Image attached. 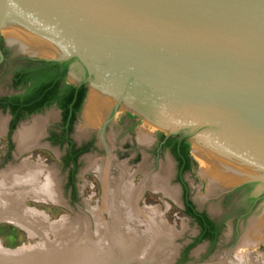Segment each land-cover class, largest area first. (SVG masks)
Segmentation results:
<instances>
[{
  "label": "water",
  "instance_id": "1",
  "mask_svg": "<svg viewBox=\"0 0 264 264\" xmlns=\"http://www.w3.org/2000/svg\"><path fill=\"white\" fill-rule=\"evenodd\" d=\"M3 28L18 54L81 64L79 118L105 82L119 94L102 130L127 97L171 126L158 127L166 137H185L189 154L204 160L205 149L264 183V0H0V40Z\"/></svg>",
  "mask_w": 264,
  "mask_h": 264
},
{
  "label": "bare ground",
  "instance_id": "2",
  "mask_svg": "<svg viewBox=\"0 0 264 264\" xmlns=\"http://www.w3.org/2000/svg\"><path fill=\"white\" fill-rule=\"evenodd\" d=\"M118 94L117 90L105 82H102V89L91 88L89 90L77 124L78 136L90 130H97L100 141L108 147L105 139L110 137L104 135L105 129L102 130V127ZM124 103L127 107H131L133 101L127 98ZM3 123L0 120V133L4 131ZM47 123L48 118H36L29 125L21 126L13 139L17 150L22 152L38 146ZM153 127L170 129L171 126L155 117ZM150 132L148 121L138 127L136 140L139 145L145 147L152 142ZM196 145L194 143L192 148L197 154ZM202 152L206 159L200 161L199 176L207 180V194L210 195L221 187L246 179L241 173L205 149ZM89 160L88 158L87 161ZM110 160V156L100 161L90 160L91 169L101 179L104 191L101 205L90 209L96 219L94 236L91 235L90 223L88 224L87 221L69 223L62 217L60 222L45 225L38 218L43 216L40 211L22 206L26 197L49 203L61 202L57 188L58 182L53 172L42 163L25 161L19 166H10L4 172L2 171L3 173H0V220L21 227L30 236L36 234L43 236V233L50 232L55 240L53 243H48L44 239L45 242L42 245L33 247L21 245L14 249L0 244V258L17 255L19 259L12 263L2 261L0 264H127L135 256L139 246L151 247L152 254L169 246L173 233L163 222L159 208L137 207L138 199L146 188L154 193L161 192L169 198H176V188L169 185V163L156 173H152L143 164L140 171L144 177L138 185H135L132 175L127 174L126 170L124 171L120 166L118 167V178L111 176L109 173ZM104 212L109 216L107 221L103 218ZM136 223L144 228L141 230L142 235L133 227ZM258 244H264V210L248 222L239 243L234 248L235 252L232 257L239 264L245 256L246 248ZM138 261L136 259V262Z\"/></svg>",
  "mask_w": 264,
  "mask_h": 264
},
{
  "label": "rangeland",
  "instance_id": "3",
  "mask_svg": "<svg viewBox=\"0 0 264 264\" xmlns=\"http://www.w3.org/2000/svg\"><path fill=\"white\" fill-rule=\"evenodd\" d=\"M3 30L4 28L1 30V39L4 44L9 45L7 36ZM8 71L9 63L0 68V95L9 94L11 92L7 86ZM73 73L74 72H69L67 81L77 83L78 78L75 73ZM115 104L116 102L114 105ZM135 112H138V114H135ZM141 113H145L144 109L135 102L132 103L131 107H127L124 101H121L117 111L111 116V120L104 130V135L110 137L109 139H105V143L108 147H105L100 141L97 130H90L82 134V136H78L76 131L78 122H76L71 134L72 139L76 143H81L88 138H94L95 146L93 150L79 158L77 167L73 170L71 181V168L67 166L64 167L62 164L64 149L53 146L46 141L49 132L58 133L59 130L60 113L56 107H50L38 114L26 117L18 122L15 129L10 133L8 132L9 116L7 113L0 112V120L4 122V131L0 133V173L2 171L4 172L6 168L10 166H19L25 161L42 163V165L53 172L56 182H58L57 188L61 202L49 203L26 197L22 202V206L40 211L43 216L38 218L42 220L45 225H50L56 221L60 222L62 217L69 223L87 221L88 224L90 223L89 230L91 235L94 236L96 219L91 214L90 209L101 205L104 191L101 179L98 174L91 169V159L100 161L110 156L111 165L109 166V173L111 176H115L114 178L116 179L118 178V167L120 166L124 171L126 170L125 172L127 174L129 173L132 175V181L135 185H138L144 177L143 173L140 171L143 164L147 166L152 173H156L169 163V185L176 188V198L172 199L161 192L154 193L152 190L146 188L138 199L137 207H158L160 213H162L161 218L163 222L166 226H169L173 233L172 242L169 246L162 248L164 250L156 252L155 254L157 255L151 253V247L148 248L146 245L139 246L135 256L132 258L133 261L130 260L127 264H238L232 256H234V248L240 241L245 225L239 229V233L233 240L232 231L228 223L224 226L221 235L214 245L202 242L189 251L186 260H180L185 247L196 235L197 228L181 210L182 206L179 198L180 186L176 181V164L174 159L166 151L156 155L157 134L162 133L165 135L166 131L158 127H153L154 123L152 125L148 121L152 142L148 146L143 147L139 145L136 140L138 127L147 122ZM36 118H48V123L44 129V135L38 146L19 152L13 140L14 135L21 126L29 125L32 120ZM77 119L79 121V116ZM8 143L11 146L10 151H8ZM190 157L193 159L194 165L189 172L184 174V180L190 188L191 198L199 209L207 210L210 215L218 217L222 213L219 203L213 198L208 200H205V198L212 195L216 196L218 191L224 189V187L229 188L237 186L238 184H243L247 179L221 187L209 195L207 194V180L199 176V165L200 161L203 159L197 157L194 153H190ZM88 158L90 159L89 161H87ZM254 213H252V215ZM103 218L105 221L108 220L109 216L106 212L103 213ZM6 222H0V244L6 248L14 249L21 245L33 247L42 245L45 242L44 239L48 243H53L55 240L54 235L50 232L43 233V236H38L37 234L30 236L28 232L21 227ZM136 224L133 225V227L136 231L141 232L142 235L143 231L141 230H144V228ZM244 255L243 258L245 259L242 258L239 264H264V244L246 248ZM152 256L155 259H151L153 258ZM136 259L137 261L140 260L136 262Z\"/></svg>",
  "mask_w": 264,
  "mask_h": 264
},
{
  "label": "trees",
  "instance_id": "4",
  "mask_svg": "<svg viewBox=\"0 0 264 264\" xmlns=\"http://www.w3.org/2000/svg\"><path fill=\"white\" fill-rule=\"evenodd\" d=\"M72 59L68 61H46L38 60L39 65L27 71L23 76L14 80L15 86L18 81L24 86V92L21 94L4 97L0 100V106L8 109L12 119L9 123V133L12 132L19 120L27 116L41 112L44 108L55 105L61 111V121L64 125L65 136L71 132L72 125L77 115L81 111L82 104L86 95L85 83L72 85L66 83L65 76L68 66ZM157 138L164 140L162 148H167L176 161L177 180L182 184L184 190L185 214L193 219L200 228V233L193 241L187 245L181 255V261L186 260L189 250L195 247L203 240H209L211 245L217 241L219 229L205 214H197L193 211V206L188 199L187 185L183 181V175L189 172L194 161L190 157V144L185 137L178 135L166 137L164 134H157ZM66 139V137H65ZM71 146L72 141L69 140ZM9 144V143H8ZM11 146L8 145V151ZM85 151V150H84ZM78 151L75 155H69L68 159L75 164L76 156L84 152ZM66 161L64 162V165ZM71 181H72V175Z\"/></svg>",
  "mask_w": 264,
  "mask_h": 264
},
{
  "label": "flooded vegetation",
  "instance_id": "5",
  "mask_svg": "<svg viewBox=\"0 0 264 264\" xmlns=\"http://www.w3.org/2000/svg\"><path fill=\"white\" fill-rule=\"evenodd\" d=\"M0 50H1L2 55H3V60L0 63V68L2 66L6 65L7 63H9L7 86L11 91L9 94L0 95V100H1L4 97H9L12 95L23 93L24 92V86L19 81H18V84L15 86L14 80H16V78H17V80H19L18 78L20 76H23V74H25L27 71L36 68L39 65L38 60H42V59H38V58H34V57H28V56L16 53L14 51V49L12 48V46L4 44L2 39L0 40ZM72 65H73V67L71 68ZM71 69L75 73L76 77L79 79V84L84 82V80L86 78L85 69L75 59H72L69 66H68V71H67L66 76H65L66 83H67V76H68ZM50 107H56V106L52 105ZM50 107H47V108H50ZM47 108H44L42 111H44ZM0 112L8 114L9 123H10L12 116H11L9 110L7 108L3 109L0 106ZM38 113H40V112H38ZM38 113H33L29 116H32V115L38 114ZM59 113H60V126H59L58 133L49 132L48 136L46 137L47 138L46 141L53 146H58V147H61L64 149L62 164L64 167L67 166V167L71 168V172H70V176H71L74 172L73 170L77 167L79 158L82 157L83 155L87 154L91 150H93V148L95 146V141H94V138H88L81 143H76L72 139L71 134L73 132V128H74V125H75L76 120L78 118V115H77L75 122L72 125L71 132L65 136L64 125L62 124V121H61V111L60 110H59ZM29 116H27V117H29ZM21 120H23V119H21ZM21 120H19L18 122H20ZM9 123H8V132H9ZM65 137H66V139H65ZM69 140L72 141L73 146L70 145ZM156 140H157L156 155H157L163 151H166L167 148H162V145H163L165 139L160 141L156 137ZM80 150L81 151L85 150V151L81 152V154L76 156V162H75V164H73V162L68 159V156L69 155H75ZM65 161H66V164L64 165ZM176 181L180 186V197L179 198H180V203L182 206L181 210H182L183 214L186 217H188L190 219V221L192 222V224H194V226L197 228L196 235L189 242V244H190L193 241V239L199 235L200 228H199L198 224L193 221L192 218H190L189 216H187L184 213L185 209H186L185 202H184V190H183L182 184L177 180V166H176ZM183 181L187 185L188 199H189L191 205L193 206V211L197 214H205L206 217L214 223L215 227L217 229H219L218 238L221 235V232H222L224 226L228 223L230 225V228L232 231V236H233L232 238L234 240L235 237L237 236V234L239 233V229L245 225L246 221L252 215V213L257 211V209L259 208V205L264 203V183L261 184V183H256V182H246V183H243L239 186H236V187L228 190L225 193H222V194L217 193L216 196L212 195V196H208L205 198V200L213 198L214 200H216L219 203V206L222 209L221 215L218 217H214V216L210 215V213H208L207 210L199 209V207L193 202V200L191 198V191H190V188H189L187 182L184 180V175H183ZM258 185H262L260 190L256 189ZM218 238H217V240H218ZM202 242L211 244V242L209 240H203ZM202 242H200V243H202ZM180 260H181V258H180Z\"/></svg>",
  "mask_w": 264,
  "mask_h": 264
}]
</instances>
